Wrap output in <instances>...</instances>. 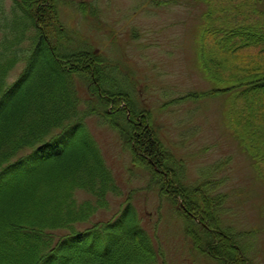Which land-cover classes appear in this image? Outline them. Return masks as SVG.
Returning <instances> with one entry per match:
<instances>
[{"label": "trees", "instance_id": "16d2710c", "mask_svg": "<svg viewBox=\"0 0 264 264\" xmlns=\"http://www.w3.org/2000/svg\"><path fill=\"white\" fill-rule=\"evenodd\" d=\"M11 1L9 9L0 3V264H155L160 251L137 228L131 206L105 226L92 222L117 187L86 127L94 113L88 106V81L96 85L89 91L101 108L104 96L106 106L109 101L127 105L126 93L114 78L108 80L95 56L49 47L45 31L56 23V0ZM195 1L205 7L201 20L207 24L198 59L213 88L179 101L229 94L235 138L257 177L264 178V0H252L259 10L247 11V1ZM16 18L20 27H4L3 21ZM249 49L256 51L254 57L245 56ZM18 64L23 71L10 84L9 74ZM75 82L86 96L78 95ZM108 113L103 114L108 124L118 127L125 145L147 162L159 196L170 191L185 199L186 209L205 226L184 215L211 238L207 252L216 264H256L241 235L223 230L214 220L208 209L212 201L201 205L195 190L180 185L152 127L139 124L134 110L129 119L124 109L114 108L112 120ZM169 174L177 178L178 189ZM79 193L92 200L80 201Z\"/></svg>", "mask_w": 264, "mask_h": 264}, {"label": "rangeland", "instance_id": "374dc122", "mask_svg": "<svg viewBox=\"0 0 264 264\" xmlns=\"http://www.w3.org/2000/svg\"><path fill=\"white\" fill-rule=\"evenodd\" d=\"M243 1H247L246 11L259 10L252 0L234 3ZM0 3L5 9L12 6L11 0ZM55 9L56 23L47 26L51 31H45L49 47L72 53L83 50L95 56L108 80L114 78L118 89L127 95V105L115 106L110 101L106 106L108 100L103 95L101 108L89 91L96 85L88 81V106L94 113L88 115L86 127L117 187V194L107 197L108 205L92 217L93 224L105 226L131 206L137 228L150 237L155 251H160L155 264H216L207 252L211 238L186 209V200L170 191L159 196L158 188L150 183L147 162L138 159L125 145L119 128L111 121L110 126L103 116L108 111L112 120L111 112L119 108L129 119V111L134 110L140 116L136 119L139 124L152 127L180 185L204 198L197 197L201 205L212 201L208 209L214 212V220L223 230L240 234L253 262L264 264V178L257 177L230 126L232 97L179 101L213 88L198 59L200 47L206 44L202 30L207 24L201 20L205 7L195 0H56ZM3 25L20 27V20L9 19ZM56 30L58 35L53 33ZM255 54L254 49L245 52L246 57ZM22 67L18 64L11 71L8 83L18 78ZM80 85L75 82L78 95L86 96ZM152 170L158 171L156 167ZM168 178L178 189L177 178L173 174ZM87 198L92 200L89 195L77 194L80 201ZM184 215L200 228L186 222Z\"/></svg>", "mask_w": 264, "mask_h": 264}]
</instances>
